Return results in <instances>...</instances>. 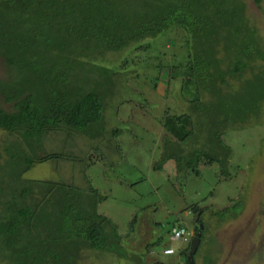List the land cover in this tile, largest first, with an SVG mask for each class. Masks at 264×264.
Wrapping results in <instances>:
<instances>
[{
	"label": "trees",
	"instance_id": "obj_1",
	"mask_svg": "<svg viewBox=\"0 0 264 264\" xmlns=\"http://www.w3.org/2000/svg\"><path fill=\"white\" fill-rule=\"evenodd\" d=\"M259 3L253 0L258 10ZM158 36L175 49L155 57L159 61L150 67L167 69L165 85L179 81V92L175 110L160 109L161 136L153 153L158 158L151 169L181 193V184L202 170L214 169L217 182L232 179V133L255 130L261 133L256 148L264 149V40L246 16L244 0H0V264H78L88 253L145 264L147 247L158 239L144 244L143 254L127 249L115 223L97 211L105 196L84 168L98 142L116 155L110 166L128 160L125 148L134 157L132 147H121L117 139L122 130L110 124L130 99L112 104L108 97L115 92L111 78L121 77L127 88L125 80L139 76L126 72L135 71L126 59L116 69L102 58L132 43L144 49L143 42ZM145 61H138L139 70L149 67ZM144 79L153 86L157 81ZM53 141L58 151L46 152ZM44 163L71 164L78 182L24 176ZM245 191L223 208H184L194 217L192 238L201 226L192 264L205 242L202 214L216 225L234 220ZM135 222L133 216L130 231ZM183 230L172 224L167 233L181 231L179 238L169 236L181 242ZM188 247L177 253L183 264H189Z\"/></svg>",
	"mask_w": 264,
	"mask_h": 264
},
{
	"label": "rangeland",
	"instance_id": "obj_2",
	"mask_svg": "<svg viewBox=\"0 0 264 264\" xmlns=\"http://www.w3.org/2000/svg\"><path fill=\"white\" fill-rule=\"evenodd\" d=\"M244 4L246 16L255 23L264 40V0H260L259 10L254 6L253 0H244ZM174 37L179 38V36ZM143 43L144 49H135L131 46L138 45L132 43L116 53L107 52L102 58L103 65L116 69L120 62L124 59L128 60V69L135 71L126 70V72H136L139 78L125 80L127 88L124 87L121 77L111 78L115 80L113 85L115 92L108 97L110 103L114 104L120 98H129L130 103H123L117 107L119 112L116 113V121L110 124L115 129L122 130L121 135L117 137L122 141V144L120 141L119 144L121 147L131 146L134 157L131 158L125 148L123 154L128 160L110 166L116 155L105 148V144H101L99 148L100 142H98L97 147L92 149L89 154L90 165L84 168V173L90 184L105 196L98 204L97 211L115 223L124 246L137 254L145 253L142 252L144 244L152 239L154 241L158 239L156 246L153 244L147 247L145 264H183L182 255L179 257L177 253L191 241L194 224L193 215L184 208L194 205L201 209L223 208L230 200L237 198L246 190L245 196L242 197V212L234 220L216 225L209 218L210 214H202L201 220L206 225L205 242L202 241L198 246L193 263L264 264V149L256 148L255 137L261 133H256L255 130L244 133L245 130H242L230 135L229 146L232 154L235 153L236 156L229 164L232 179L217 182L219 179L210 174H214V169L209 172L202 170L199 177L190 176L181 184L183 186L181 193L174 190L162 172L152 170L150 165L158 158V154L153 155V153L154 142L157 143L161 136L157 121L160 109L172 107L175 110L176 102L173 97L179 92V81L176 82L177 85L175 83L165 85L169 72L167 69L157 73L151 67L156 66L159 61L155 57L171 52L175 48L170 46L171 42L165 41L160 36ZM144 59L147 64L149 63V67L139 70L138 61ZM164 61L162 60L161 64ZM3 75L0 62V78ZM144 78H155L157 81L153 86ZM135 92H138L140 97ZM145 103H148L147 106L141 107ZM143 128L146 130L141 134ZM128 130L133 131L132 135ZM129 142L132 143L128 145ZM226 142L228 143V140ZM54 145V141L48 142L46 148L52 150L46 152H57ZM79 146L80 144L74 146L72 150L78 152ZM250 159L253 164L248 176ZM70 165L39 164L24 176L32 180L62 179L65 182L77 183L76 172L74 175L71 173ZM166 167L168 169L170 164ZM171 171L174 172L173 167ZM247 178L250 180L248 183L245 181ZM167 214H172L176 218L173 223L175 228L185 230L181 242L171 240L169 233L160 230L159 225ZM133 216L136 217V222L133 231H130L129 223ZM167 247L172 250L169 248L167 250ZM113 258L106 254L100 257L88 253L78 264H122Z\"/></svg>",
	"mask_w": 264,
	"mask_h": 264
},
{
	"label": "water",
	"instance_id": "obj_3",
	"mask_svg": "<svg viewBox=\"0 0 264 264\" xmlns=\"http://www.w3.org/2000/svg\"><path fill=\"white\" fill-rule=\"evenodd\" d=\"M174 222V217H170L165 219L164 221H162L161 225L163 226V230L165 233H167L170 229V227L172 226ZM198 231L195 234V236L191 239V241L189 242V247H188V252L186 253V260L188 261L189 264H192V255L194 254L196 247L198 245V239H199V232L201 230V226H198Z\"/></svg>",
	"mask_w": 264,
	"mask_h": 264
},
{
	"label": "built area",
	"instance_id": "obj_4",
	"mask_svg": "<svg viewBox=\"0 0 264 264\" xmlns=\"http://www.w3.org/2000/svg\"><path fill=\"white\" fill-rule=\"evenodd\" d=\"M181 234H182L181 231H173L172 238L173 239L179 238Z\"/></svg>",
	"mask_w": 264,
	"mask_h": 264
},
{
	"label": "clouds",
	"instance_id": "obj_5",
	"mask_svg": "<svg viewBox=\"0 0 264 264\" xmlns=\"http://www.w3.org/2000/svg\"><path fill=\"white\" fill-rule=\"evenodd\" d=\"M166 219H167V218H166ZM171 228H172V226H171L170 229H169L170 231H171ZM170 236L172 237V233L170 234Z\"/></svg>",
	"mask_w": 264,
	"mask_h": 264
}]
</instances>
